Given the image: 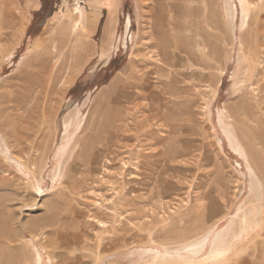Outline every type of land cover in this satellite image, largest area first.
Returning <instances> with one entry per match:
<instances>
[{
    "label": "rangeland",
    "instance_id": "obj_1",
    "mask_svg": "<svg viewBox=\"0 0 264 264\" xmlns=\"http://www.w3.org/2000/svg\"><path fill=\"white\" fill-rule=\"evenodd\" d=\"M151 6L0 0V264H264V0Z\"/></svg>",
    "mask_w": 264,
    "mask_h": 264
},
{
    "label": "bare ground",
    "instance_id": "obj_2",
    "mask_svg": "<svg viewBox=\"0 0 264 264\" xmlns=\"http://www.w3.org/2000/svg\"><path fill=\"white\" fill-rule=\"evenodd\" d=\"M150 1H151V5H152V6H151V10L156 12V11L158 10V8H159V3H160V1H162V0H150ZM147 5H148V4H147ZM149 6H150V5H149ZM161 6H162V5H161ZM171 7H173V5L169 6V8H171ZM77 12L80 13V14L83 13L81 10H79V11H77ZM159 14H160V13H159ZM154 17H155V16H154ZM153 19H154V18H153ZM149 21H150V20H149ZM263 27H264V26H263ZM150 35H151V36L153 35V37H154V34H153V33L150 34ZM150 35H149V36H150ZM255 37L257 38V36H255ZM255 37H254V38H255ZM157 38H158V37H157ZM160 39H161V38H160ZM158 40H159V39H158ZM173 40H174V39H173ZM166 41H168V40H166ZM255 42H256V41H255ZM176 43H177V42H176ZM151 44H152V43H151ZM151 44H150V45H151ZM174 45H175V43H174ZM180 45H181V44H180ZM176 47H177V46H176ZM176 47H175V48H176ZM180 48H181V47H180ZM70 49H71V48H70ZM161 51H162V50H161ZM175 51H176V50H175ZM183 51H184V50H183ZM179 52H180V50H179ZM171 53H173V52L171 51ZM76 54H77V53H76ZM159 55H160V53H159ZM162 55H163V57H164V56L166 55V52L163 51ZM170 55H171V54H170ZM173 56H175V55H173ZM159 58H160V57H159ZM167 58H169V56H168ZM161 59H162V58H161ZM164 60H165V59H164ZM164 60H163V61H164ZM167 60H168V59H167ZM142 62H143V61H142ZM145 62H146V61H145ZM159 62H160V61H159ZM39 63H40V62H39ZM42 63H44V62H42ZM35 64H36V63H35ZM47 65H48V64H47ZM35 67H38V64H37V66H35ZM48 68H49V70H50V67H47V71H48ZM40 69H41V67H40ZM36 70H37V69H36ZM42 70H43V68H42ZM42 70H41V71H42ZM52 70H53V69H52ZM45 71H46V70H45ZM39 72H40V71H39ZM50 72H51V71H50ZM50 72H49V73H50ZM70 72H71V71H70ZM45 73H47V72H45ZM35 74H37V72H35ZM39 74H40V73H39ZM39 74H38V75H39ZM41 74H42V72H41ZM54 74H55V73H54ZM65 74H66V73H65ZM69 74H70V73H69ZM42 75H43V74H42ZM58 75H59V74H58ZM67 75H68V73H67ZM39 76L41 77V75H39ZM44 76H45V75H44ZM59 76H61V75H59ZM59 76H58V77H59ZM45 77H46V76H45ZM58 77H57V76H53V77H48V76H47V78L44 79V83H46V84H45V85H46V86H45V89H48V91H49V92L51 93V95H53L54 97L60 92V90L57 89V84L60 83V82H59L60 77H59V78H58ZM35 78H36V77H35ZM41 78H42V77H41ZM38 79H39V78H38ZM38 79H36V80H37V81H41V79H40V80H38ZM34 80H35V79H34ZM37 81H34V82L37 83ZM63 83H64V82H63ZM60 84H61V83H60ZM34 85H35V84H34ZM58 85H59V84H58ZM27 86H28V87H31L30 89H32V87H34V86H32V83H31V86H30L29 84H27ZM27 86H26V87H27ZM39 86H40V85H39ZM39 86L37 85V88H38ZM43 86H44V85L41 84V87H42V88H43ZM23 88H24V87H23ZM34 88H35V87H34ZM35 89H36V88H35ZM45 89H44V90H45ZM36 90H37V89H36ZM41 90H42V89H41ZM29 91H30V90H29ZM37 91H39V88H38ZM44 92L46 93V91H44ZM40 93H41V91H40ZM38 94H39V93H38ZM47 94H48V92H47ZM49 95H50V94H49ZM49 95H48V96H49ZM53 96H52V97H53ZM44 97H45V95H44ZM36 98H37V97H36ZM55 98H56V97H55ZM49 99H50V98H49ZM24 100H25V99H24ZM15 102L17 103V101H15ZM69 106H71V105L69 104L67 109L72 108V107L69 108ZM68 111H69V113H70V110H68ZM68 111H67V112H68ZM72 112H73V111H72ZM65 115H68V113L65 114ZM73 115H74V114H73ZM70 116H71V115L68 116L69 120H71V119H70V118H71ZM83 118H84L83 116H80V120H78L79 122H78L77 127H76L77 129H80ZM69 120H68V121H69ZM63 121L65 122L66 120L63 118ZM64 122H63V123H64ZM67 123H68V122H67ZM70 123H71V122H70ZM70 126H71V125H70ZM65 127H66V128H65ZM64 128H65L64 131H67V129H68V125H67V126L65 125ZM16 140H17V139H16ZM68 143H69V142H68ZM68 143H67V144H68ZM71 144H72V142H71ZM74 144H75V143H74ZM70 146H71V145H70ZM64 148H65V147H64ZM64 148H62V151H63ZM71 148H72V147H71ZM69 151H70V149H69ZM215 239H216V238H215ZM204 241H205V240H204ZM204 244H205V243H204ZM200 245H201V244H200ZM202 248H203V247H202ZM195 251H196V250H195ZM195 251H194V252H195Z\"/></svg>",
    "mask_w": 264,
    "mask_h": 264
},
{
    "label": "built area",
    "instance_id": "obj_3",
    "mask_svg": "<svg viewBox=\"0 0 264 264\" xmlns=\"http://www.w3.org/2000/svg\"><path fill=\"white\" fill-rule=\"evenodd\" d=\"M74 4L82 8L85 5V0H74Z\"/></svg>",
    "mask_w": 264,
    "mask_h": 264
}]
</instances>
